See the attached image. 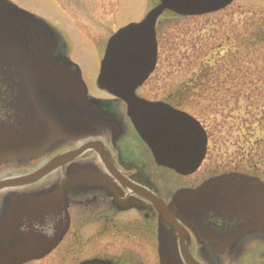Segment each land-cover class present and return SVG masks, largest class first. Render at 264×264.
Here are the masks:
<instances>
[{
	"label": "water",
	"instance_id": "1",
	"mask_svg": "<svg viewBox=\"0 0 264 264\" xmlns=\"http://www.w3.org/2000/svg\"><path fill=\"white\" fill-rule=\"evenodd\" d=\"M231 1L157 0L140 22L121 28L106 43L97 84L126 104L128 117L161 167L193 172L204 157L206 138L187 113L136 93L156 63V21L165 12L202 14ZM66 52L63 38L46 22L0 0V170L38 164L67 142L125 132V115L88 94L80 69ZM68 156L55 157L31 175L0 181V264H23L51 251L62 236L56 226L63 223L66 190L108 185L93 168L77 165L62 183L38 191L17 188L42 179ZM161 218L176 231L160 233V264H197L188 239L177 234L181 223L203 243V260L232 264L242 233L264 230V185L238 174L211 177L196 189L176 193L161 209ZM233 218L241 220L240 231L233 228Z\"/></svg>",
	"mask_w": 264,
	"mask_h": 264
},
{
	"label": "flooded vegetation",
	"instance_id": "2",
	"mask_svg": "<svg viewBox=\"0 0 264 264\" xmlns=\"http://www.w3.org/2000/svg\"><path fill=\"white\" fill-rule=\"evenodd\" d=\"M235 78V73L231 78L222 77L221 85L215 88L218 93L215 169L206 166L213 153L208 133L205 159L193 174L181 175L155 164L126 116L123 119L126 130L121 135L107 131L95 140L55 148L42 164L65 152H71L70 162L24 190L37 191L62 183L74 165L98 170L110 180L111 186L68 190V204L61 216V227L66 214L68 217L66 232L47 256L28 264H78L93 258L105 261L103 264H159L161 209L171 203L177 192L195 189L205 178L220 174L239 173L264 182V85L252 86L246 97H240L235 88L224 85ZM236 103L241 105L234 108ZM112 105L114 113L125 115L124 104ZM198 119L203 128V114ZM97 142L103 148L99 152L95 149ZM40 167L8 173H31ZM233 221L236 228V218ZM163 226L170 229L166 223ZM182 226L186 227L184 223ZM185 230L191 253L200 261L203 244L190 228ZM245 235L235 247V252L241 255L237 264H263L264 232L251 231Z\"/></svg>",
	"mask_w": 264,
	"mask_h": 264
},
{
	"label": "rangeland",
	"instance_id": "3",
	"mask_svg": "<svg viewBox=\"0 0 264 264\" xmlns=\"http://www.w3.org/2000/svg\"><path fill=\"white\" fill-rule=\"evenodd\" d=\"M20 6L32 11L46 15L57 22L68 33L71 39L70 58L75 62L82 72V77L87 85L89 94L96 98H103L105 92L96 85V76L99 68L98 53L96 45L104 36L114 30L118 25H124L129 21L139 20L147 10V0H13ZM264 25V0H235L226 9L201 18L181 20L178 23L167 24V35L173 38L176 49L169 51L166 38H159V61L156 70L139 89L143 96L153 99L165 96L176 85L183 81L187 72V65L194 64L195 55L190 56V49L200 41L203 36V43L208 45L212 42L214 46L212 54L219 56L217 46L221 40L233 39L231 52L239 49L240 67L228 60L224 68L226 70L234 68L235 72L243 70L259 69L264 72V42L259 41L255 46L245 47L244 42L254 38L253 33L261 35ZM174 28L172 30V28ZM170 29V30H169ZM259 36L257 39H260ZM185 40L180 42V38ZM181 59V60H180ZM180 64L177 65V62ZM182 61V62H181ZM186 63V64H184ZM198 64H200L198 62ZM242 67V68H241ZM257 67V68H256ZM191 70V69H188ZM258 72V71H257ZM236 82L234 81L235 85ZM241 97L247 92L244 82L239 88L233 87ZM178 91H181L178 89ZM217 97V96H216ZM211 98V97H210ZM242 103V100H240ZM210 102L194 100L184 105L186 109L194 115L200 117L203 114V121L207 128H210L213 137L211 143L213 153L206 162V166L215 169V147L218 105L213 108L208 105ZM241 104H235L237 108ZM243 108V107H241ZM214 119V120H212ZM213 127V128H212Z\"/></svg>",
	"mask_w": 264,
	"mask_h": 264
},
{
	"label": "trees",
	"instance_id": "4",
	"mask_svg": "<svg viewBox=\"0 0 264 264\" xmlns=\"http://www.w3.org/2000/svg\"><path fill=\"white\" fill-rule=\"evenodd\" d=\"M231 48H232V44H229V49H228L229 55L231 52ZM195 51H196V55H199L201 58V64H198L199 59L195 57L193 67L201 72L200 73L197 72L196 74L194 73L193 76L190 77L189 79L190 86L196 89L192 91L193 97L191 99L204 101L205 93L203 92L202 87H205V86L215 87L216 84H218L217 77L219 76V71H220L219 66H223L224 59H228L229 57L226 55V56L220 57L219 59H214L215 57H213L210 60H205L206 53H202L199 50H195ZM191 56H193V54ZM205 64H207L206 67H205ZM244 76L245 78L248 77L247 75H244ZM214 93L215 92H212L211 94H214ZM201 96L202 98H200ZM210 101L214 102L215 99H211Z\"/></svg>",
	"mask_w": 264,
	"mask_h": 264
}]
</instances>
